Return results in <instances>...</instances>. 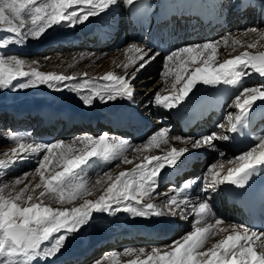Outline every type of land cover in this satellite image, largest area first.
<instances>
[{"label": "snow or ice", "instance_id": "1", "mask_svg": "<svg viewBox=\"0 0 264 264\" xmlns=\"http://www.w3.org/2000/svg\"><path fill=\"white\" fill-rule=\"evenodd\" d=\"M121 3L129 9L142 11L145 18L150 15L151 5L146 0H0V33L4 34L0 35V50L23 45L29 39H40L53 26L84 24L89 18L106 13ZM261 4L264 5V0ZM237 6L240 11H245L254 7V3L253 0H239ZM253 34L258 39L244 41L229 34L221 40L187 44L167 53L162 73L165 87L154 94V104L172 110L186 100L193 103L200 91L197 85L230 86L236 90L230 106L237 111L229 113L225 122L217 127L243 135L254 106L264 107V83L243 84V80L253 74L264 80V51H248L264 47L260 43L264 41V30L251 27L243 30L240 36ZM221 46L229 50V58L220 59ZM124 51L126 55L132 54L125 63L117 65L125 69L124 75L109 71L91 79L87 78L86 72L81 77L43 72L33 66L38 61L29 63L15 55H0V89L15 91L46 85L61 91L64 86L76 93L85 106H92L95 100L102 103L132 100L134 88L131 82L136 73L159 53L137 43L127 46ZM130 65L134 67L131 73L127 72ZM68 66L73 67L72 64ZM97 79L104 83H96ZM76 80L82 82L67 83ZM231 138L223 132L183 138L170 136L167 129H161L140 146H132L128 140L110 137L107 133L98 137L85 135L69 144H43L27 142L24 135L10 133L8 139L16 146L2 153L5 158H0V171L6 172L26 153L40 158L31 173H25L10 183H0V264H48L61 254L73 235L90 224L94 213L110 216L127 213L134 218L176 217L186 210L184 194L192 185L185 183L174 188L172 194L164 193L167 198L157 205L154 200L161 195L156 189L162 169L174 167L181 157L187 159L190 148L213 149L215 141L226 142ZM254 140L247 151L227 161L231 166L226 172L224 163L209 166L205 190H215L220 185L245 189L254 177L264 175V135L256 136ZM172 141L190 145V148L172 146L163 156L145 154L161 145H170ZM129 151L137 153L135 159L140 160L130 171H120L115 177L106 171L97 177L95 184H90L83 166L92 158L108 164L114 161L134 164V159L128 158ZM115 166L118 168L120 164ZM102 183L106 187L98 198L87 199L93 195L95 186ZM20 185L23 187L18 188ZM78 199L82 203L77 206L74 202ZM194 207L193 230L164 249L127 248L96 264H117L120 256L134 257L126 264H264V231L258 232L246 225L220 227L225 222L215 216L207 198ZM214 236L221 238L206 247L209 238Z\"/></svg>", "mask_w": 264, "mask_h": 264}, {"label": "bare ground", "instance_id": "2", "mask_svg": "<svg viewBox=\"0 0 264 264\" xmlns=\"http://www.w3.org/2000/svg\"><path fill=\"white\" fill-rule=\"evenodd\" d=\"M238 2L239 0H146V3L150 4L151 6L169 4V10L174 16L170 21L168 17L163 15H157L153 18L154 12H152V14L150 13V15L145 18L142 11L129 9L128 7L123 6V4L121 3L119 6H115L106 13H102L97 17L89 18L90 20H93L94 26L93 30L89 34L82 35L81 29L84 24H78L74 27H69L67 23H64L62 26H53L42 36L41 41L43 44H39L40 46L37 47L38 49L46 45L54 46L55 48L58 45L63 46V44L65 43V46L71 45L73 47L77 46L78 44L81 45V43L83 44L80 48L67 47L63 49L58 46L56 48V51H54V54L52 53V61L50 62V66L45 72H62L66 75L74 74L76 76L82 75L86 72L88 74L87 77L89 78H99L109 71L114 72L117 75H124L125 69L123 67H118L117 65H122L123 63H125L128 59V56L132 54L129 53L126 55L124 51L125 49H117L115 51L106 52V49H108V47H110L111 45L108 40L110 38H114L116 34L120 38L119 41H121L125 36L131 35L132 39L130 40L129 45H131L132 43L139 44V42L143 40V43L141 45L150 48L152 52L159 53V55H157L155 59H153L146 65L149 68H145L144 76L141 81L137 76L138 72L136 73V77L131 83L133 88L134 85H138V87L136 90L134 89V97L132 100L117 99L115 102L108 103H102L99 100H95L92 106H85L82 109L73 107L72 105H69L67 103L63 104L61 108L55 109L50 105L51 100L48 101V99H46L42 105L41 103H36L37 105L35 106L32 105L27 107H0V112L5 113L3 117H1L2 119L0 118V145H3L4 140L8 138V135L13 131L12 130L10 132L9 130L11 129H14V132L17 131L16 133L24 135L27 142L51 144L70 141V139L72 138L70 136V133L74 130L80 131L78 133V138L85 135L98 137L97 135L102 131L101 128H104L106 133L110 137H127L128 141L133 146V141L131 142V139L134 140L132 137L133 134L129 136V132H133L135 131V128L140 127L146 129V127L148 128L149 125L153 124L156 121L158 123H163L166 125V129L169 131L170 136H174L173 133H176L177 137H182V128L180 127V125L174 122L171 115V110L157 107L154 103L151 102V98H154V95L151 91L158 84V81L152 83L155 73L152 69L154 66L161 64L162 59L165 57V55L162 54L161 50L158 49L155 41L159 38L163 30L167 29L172 33H170L166 37L169 40H172L175 49H177L187 44L210 41L217 35L222 33L223 30L225 28H228L230 25L234 26L236 30L235 33H233V36L231 35L232 37L241 38L244 41L258 39V37H256L254 34L247 37H241L240 34L243 31H240V27L243 23L246 26V29L255 27L257 29L264 30V5L261 4V0H253L254 7L249 8L245 11H240L237 6ZM194 6H198L200 13H192L193 15H191V10ZM180 8L184 9V11L187 12L184 13V15L181 14L183 18H178L175 16L179 15ZM211 8L212 10H215V14L206 16L205 14L210 11ZM203 15L208 18L205 25L212 26V28L209 32L200 34V39L188 43V38L184 37L180 33H189L190 30L196 26L194 22H197L198 24L203 20ZM191 18L194 19L192 23L190 21ZM217 19H220V22H217ZM119 24L120 29L119 27H117ZM186 24H188V26H186ZM206 29L207 27L202 28V31H205ZM49 43H57V45ZM260 43L264 44V41H261ZM30 44L33 45V42ZM239 50L240 49H238V51ZM228 51L229 50L227 48L222 46V48H220L219 50L220 59L229 58ZM248 51L256 53L258 51H264V47H258L257 49H248ZM233 55H235V53H233ZM69 64H72L73 67H69ZM133 70L134 67L130 65L127 69V72L131 73ZM251 76L254 79H252V81H249ZM251 76L243 80V84L245 86H250L254 83H264V80H262V78H260L258 75L253 74ZM197 87L200 89V91L197 92L196 95H199V98L201 100H206L205 92L214 88L212 86L205 85H197ZM227 87L229 91H231L232 88L230 86ZM235 91L236 90L227 93L223 98L224 102H220L218 104H210L212 108L210 109L209 114L207 116L200 117L195 122L203 123L206 130L212 128V124L216 122L217 124H219L221 120H224V123L225 119H222V117H224L222 112H225L228 115L229 113L235 114V112L237 111L234 107L230 106L234 99L232 97H234ZM58 93L60 92L58 91ZM50 94L52 95V93ZM162 94H167V92H162ZM260 103L261 102H257V104ZM104 105L105 108L108 105L114 108L111 110H106L103 107ZM255 109L262 110L259 113V118H261V121L258 126L260 128H264V107L254 106L253 110ZM96 122L97 126L95 127ZM79 124H81V127L85 128H76V126H78ZM217 124L213 125L214 132H223L224 134L231 137V133L227 132L225 129L218 128ZM5 127H8L6 131L8 130L10 133L6 131L4 132ZM72 127L74 128L69 132V134H65L64 131L71 129ZM187 130L188 134L183 138H196V131L194 132V127L188 128ZM199 130L200 129H197V131ZM73 140H71L70 142H72ZM14 146L16 145L4 147L3 153L9 152L10 149ZM172 146L176 148L187 146L190 148V145H186L179 141H172L170 145H161L158 151H156L157 149H152L145 154L163 156L165 151ZM215 149L219 151L221 150L225 154L227 161L242 153L235 152L232 149V138L226 142L215 141V148L213 149L201 148L198 150H192L190 148L189 153H186L187 159H185V157H181L174 167L166 166L164 169H162L159 185H162L163 187L165 184H167L168 186H166L167 188L163 189L161 195L155 198L154 203H156L157 205H161L162 202L167 198L163 195L164 193L172 194L174 188H179L182 187L185 183H190V179H192V184L202 181V178L199 179L197 178V176L202 169L205 158L207 156L208 158L212 157L214 155L213 151H216ZM201 153L203 154L202 159H200L199 157ZM42 154L43 153H41V155ZM137 156V153L128 154L129 159H134V164H126L115 161L117 163H120V166L118 168L116 167L117 171H115V174L118 175L120 171L132 169L135 163L140 162L139 159H135ZM0 158L5 157L1 155ZM39 158V156L31 153L24 154L23 159L10 166L6 172L0 171V181L5 179L7 180V177L9 178L11 173H14V176L17 177L18 175L22 174V172L19 173L22 170L29 169L33 171ZM208 158L207 160H209ZM115 162H112L110 164L106 163L105 166L103 165L104 162L100 161L101 166H104L101 167L100 172H103L106 169L110 170ZM98 163V159L92 158V160L89 161V164L83 167L85 168V171L89 170L90 173L95 172L98 175L99 170L93 171L96 167H98ZM230 166L231 165H228L227 162H225V172L227 170V167ZM188 171H192L190 177H188ZM101 175L103 176V174ZM97 187H100V189L102 190L104 187H106V185L102 183L101 185H97ZM228 187H230V185H220L214 190L216 195L215 197L217 198L215 200L216 203H218L217 207L223 208V211L214 213L216 217L221 218L225 222V224L220 225V227H225L229 224H235L246 225L251 228L250 223L252 218L250 214L238 211L234 206H229L226 202L224 194L225 190ZM209 190L210 189L204 190L206 194L204 195V193L201 191L200 193H198V189H195L192 186L188 190V192L184 194V197L187 201L186 210L176 217L164 216L152 218H134L127 213H117L112 216L107 214L105 229L102 228L104 229V232L101 230L103 233H105V235L102 236V238H105L103 240V243H105L106 245L115 246L118 241L123 240V242L117 246L119 247V249H121L124 243L128 242H130L129 246H131L128 248H145L146 250H150L152 247H162L161 249H164L165 246L163 243L160 244V241L167 238L169 232L176 231V228H178V223L182 224L180 227L181 229L184 227L189 229L193 227L191 222L196 219V208L194 206L202 202L201 199L204 200L211 197ZM262 198L263 196L261 197V202ZM219 199H223V201ZM263 213L261 212L262 216H264ZM189 216H191L190 220H188ZM227 218H229L228 222ZM101 231L100 235H102ZM85 232H80L82 233L80 235L82 239L80 240L81 242L73 249L66 250L63 254V259L60 260V263L54 261L52 262V264H62L63 260L67 259L70 256H74L75 258L69 259L68 261H73L76 258L79 262L85 260V254H81L80 251L83 250L87 245L93 244L91 242V238L89 239ZM220 238V236L212 237L211 240L208 241L206 247H211V245ZM106 240H108L107 243ZM136 244H139L140 246H136ZM111 252L120 253L119 250H111ZM120 257H117V259ZM128 258L132 259L134 257ZM126 262L127 261H125V263Z\"/></svg>", "mask_w": 264, "mask_h": 264}, {"label": "rangeland", "instance_id": "3", "mask_svg": "<svg viewBox=\"0 0 264 264\" xmlns=\"http://www.w3.org/2000/svg\"><path fill=\"white\" fill-rule=\"evenodd\" d=\"M117 27H119V29H120V24L117 26ZM234 28V29H233ZM241 29H240V31H243V30H245L246 29V26L242 23L241 24V27H240ZM243 29V30H242ZM235 27L234 26H232V25H230L228 28H225L224 30H223V32L222 33H220L219 35H217L214 39H212V40H221L224 36H227V34H231L232 36H233V33H235ZM0 35H4V34H2V33H0ZM42 38V37H41ZM41 38L40 39H36V40H31V39H29V41L27 40L23 45H13V46H9V47H7V48H5V49H2V50H0V55H15V56H17V57H21V58H24L25 60H27L29 63H31V62H34V61H38L39 63L37 64V65H33V66H35V67H38V69L40 70V71H43V72H45L47 69H48V67L50 66V62L52 61V57H53V55H52V53L54 54V51H56V48L59 46V47H61V48H63V49H65V48H67V47H73V46H65L66 45V43L65 44H63V46L62 45H58L57 47H55L54 48V46H49V45H46V46H43V47H41V48H37L38 46H40V45H42L43 43H42V41H41ZM119 36H117V42H116V44H118V45H120V43L122 42V41H124L125 43L119 48H117V49H121V50H123V49H126L127 48V46H129V43H130V40L132 39V36L131 35H128V36H125L121 41H119ZM33 42V45H31L30 43H32L31 41ZM116 40V39H115ZM114 38H110L109 40H108V42L112 45L113 43H115L114 41ZM189 40V39H188ZM37 42V43H36ZM205 42V41H204ZM143 43V40H141L140 42H139V44L141 45ZM38 44V45H37ZM40 44V45H39ZM49 44H54V45H57V43H49ZM82 44L83 43H81V45H77V46H74L73 48H80L81 46H82ZM75 45V44H74ZM84 48V47H83ZM107 48V47H106ZM220 48H222V46L220 47ZM116 49V50H117ZM239 49V48H238ZM110 52L111 50H109V49H106V52ZM47 58V59H46ZM148 66H145L143 69H141L140 71H138V73H137V76L140 78V81L143 79V76H144V71H145V68H147ZM149 68V67H148ZM147 68V69H148ZM155 73H154V77H153V80H152V83L153 82H155V81H158V84L154 87V89L151 91L152 93H153V95L157 92V91H159V90H161L162 88H164L165 87V85H164V83H163V77H162V73L165 71V61H164V58L162 59V63L161 64H159V65H156V66H154L153 67V69H152ZM80 76H82V75H78V77H80ZM88 79H91V78H89V77H87ZM94 78V77H93ZM251 79V80H250ZM249 79V81H252V79H254L252 76H251V78ZM249 81H247V82H249ZM260 81V80H259ZM22 82V81H21ZM80 82H82V80H76V81H71V82H67V83H70V84H76V83H80ZM96 82H98V83H102L103 81H98V80H96ZM14 83H17V82H14ZM258 84H260V83H254L253 85H258ZM151 85V84H150ZM253 85H250V86H253ZM137 87H138V85H134V89L136 90L137 89ZM62 88H63V90H61V91H59L60 93H58V91H56V90H54L53 88H49L48 86H46V85H41V86H39V87H37V88H31V89H17V90H15V91H13V90H10V89H0V107H14V106H18V107H27V106H32V105H37L36 103H41V105L43 104V102L46 100V99H48V101H50V105L52 106V107H54L55 109H59V108H61V106L63 105V104H69V105H72L73 107H76V108H79V109H82V108H84L85 107V105L84 104H82V101L80 100V98H79V96L76 94V93H74V92H72V91H69L68 90V88L67 87H64V86H62ZM52 89V90H51ZM52 91V92H51ZM142 91V90H141ZM52 93V95L50 94V93ZM57 92V93H56ZM150 92V93H151ZM164 93H166V92H164ZM49 94V95H48ZM66 94V95H65ZM49 96V97H48ZM52 97V99H51V97ZM55 96V97H54ZM65 96V97H64ZM63 97V98H62ZM70 97V98H69ZM62 98V99H61ZM72 98V99H71ZM61 99V100H60ZM66 99V100H65ZM67 99H68V101H67ZM52 100H53V102L55 103H53L52 102ZM153 100H154V98H151V102L152 103H154L153 102ZM63 101V102H62ZM70 102V103H69ZM73 102V103H72ZM41 105H39V106H41ZM57 105V106H56ZM83 106V107H82ZM156 106V105H155ZM104 108H105V105L103 106ZM158 107V106H157ZM156 107V108H157ZM215 111V110H214ZM3 112V111H2ZM5 113L3 112V113H1L0 112V118L1 117H3V115H4ZM226 115H227V113L225 114V115H223L224 117H223V119H225V117H226ZM2 119V118H1ZM9 121V120H8ZM223 121L224 120H221L220 121V123H223ZM219 123V124H220ZM214 124H217V122L216 123H214ZM81 124H79L78 126H76V128L77 127H80V128H85V127H81L80 126ZM218 125V124H217ZM7 126V125H6ZM150 129L149 130H151V132L148 134V136L150 137L153 133H155V132H157V131H159V130H161V129H163V128H165L166 129V125L165 124H163V123H158L157 121L156 122H154L153 124H151V125H149L148 126ZM8 127H5L4 128V132L6 131V129H7ZM74 127H72L71 129H69V130H67V131H64L65 132V134H69V132L73 129ZM214 128V127H213ZM213 128H210V129H208V130H206L205 131V133H202L201 135H197L196 136V138H200V137H202V136H206V135H209V134H211L212 132H214V129ZM13 130V131H12ZM101 132L97 135V136H100L101 134H104V133H106V131H105V129L104 128H101ZM10 132L12 131V132H14V129H11V130H9ZM8 130L6 131V132H9ZM105 131V132H104ZM9 132V133H10ZM11 132V133H12ZM17 132V131H16ZM80 131H77V130H74V131H72L71 133H70V136L72 137L71 139H70V141L71 140H73V139H77L78 138V133H79ZM133 133L132 132H129V136H131ZM187 134L188 133H186V134H181L182 135V137H185V136H187ZM173 135L174 136H176V133H173ZM184 135V136H183ZM9 136V135H8ZM128 136V137H129ZM148 136H146L142 141H140V142H134L133 143V146H139V145H141L142 143H144V142H146L147 141V139L149 138ZM133 137V136H132ZM122 138H125L126 140H128L127 139V137H122ZM70 141H65L64 143L65 144H69V143H71ZM141 143V144H140ZM215 143V142H214ZM4 145H6V146H4ZM13 145H15V142H13V141H10L8 138H6L5 140H4V143H3V145H0V157H1V155H2V153H3V148L4 147H10V146H13ZM2 148V149H1ZM216 151H213V156L212 157H210V158H208V156L205 158V161H204V163H203V166H202V169L200 170V172H202L203 170H204V172H205V176L207 175V170H208V168H209V166H211V165H213V164H218V163H224L225 164V162H227V158L225 157V154L220 150H217V149H215ZM55 151V150H54ZM156 151H158V149L156 150ZM135 154V152H129L128 154ZM221 154H223V155H221ZM207 158L209 159V160H207ZM97 159V158H96ZM100 161L101 160H99V163H98V167H96L93 171H95V170H99L98 171V175H97V173H95V172H92V173H90V171L89 170H87V171H85V175L87 176V178H89V181H90V184H95V180L97 179V177H101L102 175L101 174H103L104 172H106V171H110L111 172V174L113 175V176H115L116 174H115V171H117V169H116V164H117V162H115V164L113 165V167L110 169V170H105V171H103V172H100L101 171V167H104V166H101V163H100ZM102 162V161H101ZM206 162V163H205ZM120 164V163H119ZM103 165H105L106 166V163H103ZM100 168V169H99ZM11 170V169H10ZM131 169H127L126 171H130ZM31 171L32 170H29V169H27V170H22V171H20L19 173H21L22 172V174H20V175H18L17 177H22L25 173H31ZM24 172V173H23ZM192 172V171H191ZM191 172L190 171H188L187 172V174H188V177H190L191 175ZM115 174V175H114ZM17 177H15L14 176V173H11L10 174V177L8 178L7 177V180L5 179V180H1L0 181V183H10V182H12V181H14L15 180V178H17ZM28 179L29 180H31V176H29L28 177ZM202 181L206 184L207 183V181L205 180V177H202ZM26 183H27V181H25ZM166 186H168L167 184H165L163 187H162V185H159V187L156 189V191L158 192V193H162V191H163V189H165V188H167ZM18 188L19 187H23V185H20V186H17ZM210 191V195H211V197L208 199V201H212V202H215V198H213V194H214V196H216L215 195V192H214V190H209ZM99 193L101 194L102 193V190L100 189V187H97V185L95 186V188L93 189V195H91V196H88V197H86L87 199H96V198H98V196H99ZM157 197V196H156ZM213 199V200H212ZM202 201H203V199H201ZM75 205H79L80 203H82V201L81 200H76L75 202ZM72 205H68V207H71ZM106 213H94L93 214V219L91 220V222H90V224L89 225H87V226H85L84 228H82V230H80V232H82V231H87V232H85L86 234H87V236H88V238L90 239L91 238V242L93 243V244H91V245H87L83 250H81L80 252H81V254H85V260H83V261H81V262H79L78 261V259L76 258L75 260H71V261H68L69 259H73V258H75L74 256H70V257H68L67 259H64L63 260V262H62V264H84L85 262V264H96V262L97 261H100V260H102L104 257H107L108 255H110V254H112L113 252H111V250H113V251H117V250H119V252L121 253L122 251H124L125 249H127L128 247H131V246H129L130 245V242H128V243H124L123 244V246L121 247V249H119V247H117L119 244H121L122 242H123V240H120V241H118L117 242V244L115 245V246H112V245H106L105 243H103V240L105 239V238H102V236L103 235H105V233H103L104 232V229H105V226H106ZM191 216H189L188 217V220H190L191 218H190ZM105 219V220H104ZM229 221V218H227V222ZM194 223H195V220H193L192 222H191V224H192V226L194 225ZM92 225V226H91ZM181 223H178V228H176V231H174L173 232V234L172 235H170L169 237H167V238H165V239H163V240H161L160 241V244L161 243H163L164 244V246H167V245H170L173 241H175V240H179V239H181L186 233H188V232H190V231H192L193 230V227L192 228H186V227H184V228H180L181 227ZM186 225V224H185ZM90 226V227H89ZM91 228V229H90ZM102 228H104V229H102ZM89 230V231H88ZM103 232H102V231ZM100 231H101V234L102 235H100ZM79 232V233H80ZM77 233V234H75V235H73L72 236V238L71 239H69L67 242H66V246L64 247V249L62 250V252H61V254H59L54 260H50L49 262H48V264H52V262H54V261H56V262H58V263H60V260L61 259H63L62 257H63V254L65 253V251L66 250H69V249H73L75 246H77L81 241L80 240H82L81 239V234L82 233ZM88 233H89V235H88ZM92 235H91V234ZM95 236V237H94ZM211 238L212 237H210L209 238V240L208 241H210L211 240ZM208 241H207V243H206V246H207V244H208ZM108 242V240H106V243ZM139 244H136V246H138ZM140 246V245H139ZM159 248H162V247H159ZM110 250V251H109ZM62 255V256H61ZM118 259H119V261H118ZM117 259V264H126L125 263V261H127V260H129V258L127 257L126 258V256H121L120 258H118ZM125 259V260H124ZM41 264H42V262H41ZM105 264H108V262H105Z\"/></svg>", "mask_w": 264, "mask_h": 264}]
</instances>
